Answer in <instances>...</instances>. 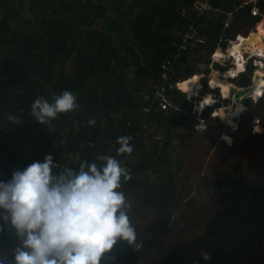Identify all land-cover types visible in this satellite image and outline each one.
<instances>
[{"label": "rangeland", "instance_id": "rangeland-1", "mask_svg": "<svg viewBox=\"0 0 264 264\" xmlns=\"http://www.w3.org/2000/svg\"><path fill=\"white\" fill-rule=\"evenodd\" d=\"M200 1L0 0V121L17 130L18 150L21 148L24 160H42L49 151L58 167H78L80 160H91L96 153L112 155L111 137L122 131V118L133 116L145 104L156 83L158 65L176 53L173 43L188 23L179 12L184 10L192 18ZM245 2L248 0L218 2L222 12H234L229 26L224 27V13L205 17L199 34L210 45L194 47L177 61V79H183L185 73L202 74V91L218 94L208 88L206 81L218 70L223 73L221 70L230 67L232 60L226 53L235 43L233 35L246 29L243 34L250 39L264 31V19L258 21L249 16L246 7L239 8ZM255 2L264 15V0ZM216 45L224 56L218 63H222V68L209 64V55ZM238 46L240 53L249 55L245 43ZM257 64L256 60L250 62L255 69L246 70L244 77L232 84L251 85L259 70L264 72V68H256ZM65 89L77 96L79 109L60 114L49 129L30 117V104L37 95L50 97ZM185 98L180 93L170 95V100L187 112L189 100ZM248 98L251 106L245 105L248 110L235 119L238 127L234 132L213 117L215 113L211 115L219 104L201 114L208 124L203 134L190 116L182 117L173 110L152 113L148 119L150 129L160 130L165 142L169 138L172 141L160 155L138 140L135 142L133 164L128 165L133 176L127 185L137 189L130 195L146 215L162 212L167 204L168 210H178L170 221H180L179 212L184 206L199 200L201 204L208 203L206 195L216 193L215 184L223 180L240 179L243 186L250 184L264 194V96L257 102ZM18 109L23 110V123L15 126L5 117L16 114ZM109 112L119 115L116 122L109 119ZM91 118L96 124L89 127L87 121ZM259 128V133L254 132ZM81 133L95 136L93 149L88 150L84 138L78 139ZM221 134L231 137L230 146L219 139ZM17 155V149L9 151L0 144V160L12 156L15 160ZM139 163L141 169H137ZM132 170H137V174ZM230 190L222 198L223 217L246 216L255 222L251 228H264V196L248 193L241 201ZM247 206L256 207L244 212Z\"/></svg>", "mask_w": 264, "mask_h": 264}, {"label": "clouds", "instance_id": "clouds-1", "mask_svg": "<svg viewBox=\"0 0 264 264\" xmlns=\"http://www.w3.org/2000/svg\"><path fill=\"white\" fill-rule=\"evenodd\" d=\"M249 56L264 58V31L250 38ZM236 67L207 79L210 90L200 95L204 77L196 75L180 84L184 100L198 98L193 111L199 116L206 107L217 105L211 112L234 132V122L248 110L242 91L230 93L232 82L239 79L247 63L239 51L234 52ZM217 54L216 60L222 61ZM264 89H255L260 97ZM223 100L229 103L223 104ZM80 108L77 96L70 90L53 93L50 97L37 95L30 104V117L49 129L60 114ZM6 120L19 125L20 116L7 114ZM89 127L96 124L94 118L87 121ZM196 125L202 134L208 124L200 118ZM195 125V126H196ZM258 131H254L259 133ZM132 135L116 138V155L96 153L91 160L79 161L78 167H58L56 158L46 152L43 159H36L23 168H15L7 180L0 179V239L10 237L7 249L0 248V264H115L113 254L117 245L139 249L144 241L138 238L139 224L133 221V204L123 190L132 179L131 172L123 166L119 156L131 155L134 147ZM220 140L228 146L231 137L221 134ZM204 261L211 259L201 250ZM195 264V262H194Z\"/></svg>", "mask_w": 264, "mask_h": 264}, {"label": "crops", "instance_id": "crops-1", "mask_svg": "<svg viewBox=\"0 0 264 264\" xmlns=\"http://www.w3.org/2000/svg\"><path fill=\"white\" fill-rule=\"evenodd\" d=\"M177 113L182 114L180 112ZM175 115L177 114H174V117H176ZM182 117L185 116L182 114ZM170 143L169 145H171ZM152 151L158 152L156 150ZM161 152L163 151L159 150V155ZM17 154L16 161L18 164L27 163V160H24L23 155H21V148L17 151ZM3 162L5 163V161ZM138 165L137 169H141L140 163ZM128 170L131 171V167ZM136 171L132 170L133 173H136ZM10 174L7 173L2 179H9ZM237 180L241 182L240 179ZM225 181L230 182L231 180H223L221 182ZM129 184H132V182ZM216 184L215 187L218 191L206 195L208 203L201 204L200 200L199 202L193 201L192 204L189 203L180 210V221L173 222L170 221V217L173 213H177L178 210L170 211L167 209L168 205L166 204L162 212L158 211L154 216L146 215L140 208V204L131 196L137 189H131L130 185L128 186L126 182L123 190L133 204V221L139 224L140 233L138 238H142L144 243L139 249L129 248L123 244L117 245L113 252L117 257L115 264H127V261L129 264H155L157 262L168 264L173 262L180 263L182 261H186L189 264H194V262L195 264H254V257L250 252H223L222 246L235 244L246 238L254 240L264 233V228L258 226L251 228L250 225L255 222L246 218V216L223 217L221 213L224 211V200L222 198H224V195H227L226 191L230 190V188ZM245 185L254 191V195L261 196L262 194L264 196L261 193L262 191L255 190L250 184L245 183ZM230 191H232V196H235L234 192L236 191V194L241 196V201H243V195H248L249 193L247 190H244V192L241 187L231 189ZM262 202H264V199ZM201 205L204 207H200ZM255 207L247 206L244 212L250 209L253 210ZM214 208L216 209L214 210ZM237 213L241 212L237 211ZM245 222L248 224L247 226H244ZM251 231H253V234ZM0 241L6 243L8 236L3 237ZM201 250L208 252L211 259L204 261L200 255ZM128 252L132 253L129 255ZM120 258L124 259L120 260Z\"/></svg>", "mask_w": 264, "mask_h": 264}, {"label": "built area", "instance_id": "built-area-1", "mask_svg": "<svg viewBox=\"0 0 264 264\" xmlns=\"http://www.w3.org/2000/svg\"><path fill=\"white\" fill-rule=\"evenodd\" d=\"M221 0H201L194 16L192 18H188L187 14L184 10H181L179 12V16L181 18H185L188 20V23L186 27L184 28V32L179 37L177 42L173 43V46L176 48V53L173 57H166L164 60L160 62L157 68V80L156 83L153 86L152 92L149 95V97L146 98L145 104L141 106L139 109L134 111L133 116H130L129 118H122V131L119 132L117 135L115 133V136H112V155H116V148L118 145L116 144V138L120 135H131L133 134V141L131 142L133 144V147L135 145V142L138 140L141 144L144 146H147L149 149L159 151L163 149L165 139L160 132V130H152L150 129L148 119L152 115V113L158 112V113H165L167 111L173 110V112L182 113L185 117L190 116L193 119H195L196 124L198 123V120L201 117V114L199 116L193 111V104L196 102L198 98H193V100H189V111H185V109H180L176 106L175 103H173V99L170 100V95L173 93H182V91L179 88V84L183 82L186 76H192L194 77L195 74L191 75L189 73H185L183 79H177L176 77V63L178 60H180L185 54L190 52V50L194 47H206L207 45H210V42L205 36L199 34V29L202 26V21L207 17L209 14H225V24L224 27L227 28L230 23V19L233 17V11L228 12H222L221 8L218 6V2ZM246 7L247 13L250 17L259 20L264 19V15H262L258 8L256 7L255 0H248V2L243 3L239 8ZM238 8V9H239ZM237 11V10H235ZM246 32V29L241 32V34H236L233 39H235V42L238 41L240 37L247 38L248 36H244L243 33ZM241 43L240 41L236 44ZM219 47L216 45L215 49L211 52L209 55V64L210 66L217 65L219 68H222L221 64H218L219 62L216 60L217 54H219L222 58H224L223 54L219 51ZM240 51V50H239ZM229 55V59L232 60L230 63V67H227L226 70L221 71H227L230 69H234V66L236 65V61L231 58L232 52L226 53ZM241 57L247 61L245 65V71L240 73L241 75H244L246 72L247 65H250V62L257 61L258 64H261V62L264 60V58H259L249 55H245L241 53ZM257 64V66H258ZM253 67V66H252ZM257 69L259 67H256ZM255 67L252 68L254 70ZM199 76L204 77L202 74H199ZM204 79V78H203ZM203 79L199 81V83L205 87V84H203ZM238 80V79H237ZM207 84V81H206ZM233 85V84H232ZM248 85V84H245ZM244 85V86H245ZM249 86V85H248ZM236 87V86H235ZM243 87V86H241ZM218 92V91H217ZM206 94V93H205ZM184 95V94H183ZM203 96V95H202ZM248 96V95H247ZM251 101L257 102V100H254L252 98H248ZM226 101V100H225ZM224 102V100H223ZM215 105L206 107L203 112L213 110ZM192 108V109H191ZM22 109H18L16 112V115L20 116V122L23 123L22 119ZM214 114V113H213ZM108 117L111 121L116 122V120L119 118V115L113 112L108 113ZM15 125V126H19ZM200 127L199 125H197ZM16 131L12 127H9L7 124L0 121V144L1 146L9 151H18V147L20 146L18 138H16ZM87 147L92 148L94 143L90 139L86 141ZM134 153L131 155H124L119 156L118 159L122 161V164L124 167L128 169V165L133 164L134 159ZM14 156L11 157V159L6 160L5 163L0 160V179H2L4 176H6L7 173H11L12 170L15 168H23L28 163H23L18 166V162L13 160ZM11 239L8 237V241L6 243H2L0 241V248L7 249L11 246ZM223 252L233 251V252H250L253 254L254 257V264H264V234L260 235L258 238L254 240L250 239H242L239 242L231 245H223L222 246ZM155 264H164L162 262H157ZM168 264H189L186 261H182L180 263H168Z\"/></svg>", "mask_w": 264, "mask_h": 264}, {"label": "bare ground", "instance_id": "bare-ground-1", "mask_svg": "<svg viewBox=\"0 0 264 264\" xmlns=\"http://www.w3.org/2000/svg\"><path fill=\"white\" fill-rule=\"evenodd\" d=\"M241 42V44H246L248 47H247V50L250 51L251 47H252V41L251 39H246V38H242L240 37L238 39L237 42H233L231 45H230V52H232V56L231 58H233L234 61H236L237 63V60H236V56L234 55V52L236 51H239V46L237 45H234V44H237L238 42ZM224 51V50H223ZM240 52V51H239ZM222 65V63H221ZM236 67V65L234 66V68ZM257 67H261V68H264V61L261 62V64H258ZM224 69V68H223ZM219 71V70H218ZM224 72V71H223ZM259 74L256 75L255 77H257L256 79H254L253 83L251 85H249V89L251 90L249 94H247L250 98L254 99V100H261L264 96V94H262L260 97H257L255 95V89L257 88H261V89H264V72L259 70ZM239 87V86H238ZM216 91H218V89H216ZM228 126V125H227Z\"/></svg>", "mask_w": 264, "mask_h": 264}, {"label": "trees", "instance_id": "trees-1", "mask_svg": "<svg viewBox=\"0 0 264 264\" xmlns=\"http://www.w3.org/2000/svg\"><path fill=\"white\" fill-rule=\"evenodd\" d=\"M236 35V34H235ZM235 35H233V37L235 36ZM232 37V38H233ZM252 66L251 65H247V67H246V69L247 70H249V71H251L252 70ZM242 77H244V75H241V77L240 78H242ZM250 77V76H249ZM249 77H246V79H245V81L247 82L248 81V79H249ZM234 82V81H233ZM242 86V83H240V86L239 87H241ZM205 94V92L204 91H201V93H200V95L202 96V95H204ZM181 94V93H180ZM244 104L245 105H247L248 107L249 106H251V102L250 101H248V100H246L245 102H244ZM92 135V134H91ZM89 136V135H87V136H84V134H79V136H78V139L79 140H82L83 138H84V140H86V141H88V140H92L93 141V143H94V145H93V147L92 148H90V147H88V150H91V149H93L94 147H95V145H96V143H97V141H95L94 140V135H92V136ZM132 136H133V134H131ZM169 137V136H168ZM168 141H170V138H169V140H167L165 143H164V147L163 148H165V147H168L169 146V142ZM171 142V141H170ZM136 144V143H135ZM162 151H163V149H162ZM90 160V159H89ZM216 185H218V186H226V187H228V188H230V189H238L239 187H245V189L249 192V193H253L254 191L253 190H251L250 188H248L247 186H243L241 183H240V181H238V180H235V181H225V182H221V183H218V184H216ZM235 195H237V197H239V199L241 198V196H239L238 194H235Z\"/></svg>", "mask_w": 264, "mask_h": 264}, {"label": "water", "instance_id": "water-1", "mask_svg": "<svg viewBox=\"0 0 264 264\" xmlns=\"http://www.w3.org/2000/svg\"><path fill=\"white\" fill-rule=\"evenodd\" d=\"M232 87H233L234 89L230 90V93H231V92H234V91L239 92V91L244 90V91H242V92L237 93V96L244 95V92H246V91L249 89V86H248V85H245V86H243V87H235L234 85H232ZM249 90H250V89H249ZM249 93H250V91H249L247 94H249ZM247 94H246V96H247Z\"/></svg>", "mask_w": 264, "mask_h": 264}]
</instances>
